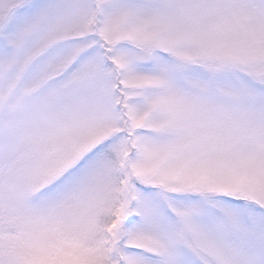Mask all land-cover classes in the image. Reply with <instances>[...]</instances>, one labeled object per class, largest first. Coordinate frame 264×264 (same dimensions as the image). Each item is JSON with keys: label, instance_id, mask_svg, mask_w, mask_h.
<instances>
[{"label": "snow or ice", "instance_id": "snow-or-ice-1", "mask_svg": "<svg viewBox=\"0 0 264 264\" xmlns=\"http://www.w3.org/2000/svg\"><path fill=\"white\" fill-rule=\"evenodd\" d=\"M0 264H264V0H0Z\"/></svg>", "mask_w": 264, "mask_h": 264}]
</instances>
